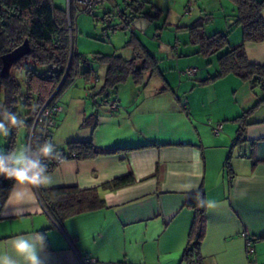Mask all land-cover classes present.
Returning <instances> with one entry per match:
<instances>
[{"label":"crops","instance_id":"1","mask_svg":"<svg viewBox=\"0 0 264 264\" xmlns=\"http://www.w3.org/2000/svg\"><path fill=\"white\" fill-rule=\"evenodd\" d=\"M229 1L233 15H225L222 26L206 33H226V48L204 55L198 45L180 50L179 43L170 46L175 54L172 64L183 68L177 83L172 81L175 74L161 69L162 59L136 32L143 24L138 15L126 28L115 29L130 27L124 44L128 57L116 54L133 58L130 40L138 43L154 57L155 71L146 72L141 84L128 77L102 102L97 92L106 65L90 59L86 66L93 78L85 81L78 76L62 91L57 98L61 110L50 136L55 149L73 141H91L112 152L83 160L67 158L48 170L53 182L33 189L35 202L21 206L23 215H14L6 198L0 210V251L9 250L14 236L37 231L46 237L47 264H80L79 256L94 259V264H264V101L259 102L264 92L232 73L198 84L217 73L222 53L241 44L251 63L264 64V41H243L241 27L233 25L235 3ZM114 3L124 6L122 0H106L100 7L112 8ZM260 15L264 19V11ZM194 21L177 29L185 30ZM114 22L121 25L122 19L115 16ZM77 44L75 49L86 56L98 52ZM166 49L156 52L168 54ZM188 67L197 70L183 74ZM201 112L216 122L212 127L222 124L218 133L200 121ZM242 114L241 128L237 118ZM124 175H132L134 182L116 189L102 187ZM62 186L96 188L102 204L56 223L39 190ZM198 190L216 206L206 205L200 261L190 263L182 256L194 210L185 200Z\"/></svg>","mask_w":264,"mask_h":264},{"label":"trees","instance_id":"2","mask_svg":"<svg viewBox=\"0 0 264 264\" xmlns=\"http://www.w3.org/2000/svg\"><path fill=\"white\" fill-rule=\"evenodd\" d=\"M232 1L236 6L233 25L241 27L243 41H264V19L260 15L264 11V0ZM73 3V0H70L69 9H67L57 6L53 0H0V89L4 91L7 107L13 106L15 96L22 95V88L12 76L11 70L7 75L1 74V56L28 40L29 53L15 62L12 67L21 66L22 63L47 66L46 75H40L30 70L25 73L26 98L24 104L31 105L32 101L35 104V108L28 112V118L24 122L29 132V146L33 148L44 143L41 124H35L39 109L45 103L47 105L57 103V98L62 91L73 84L78 76L83 77L85 81H90L93 78V71L86 66L90 59L106 65L105 79L97 92V95L102 96V102L105 98L116 93L118 87L128 77H131L134 83L141 84L146 72L153 73L155 71L154 57L143 46L131 40L134 57L130 59H125L116 53L93 52L88 55L89 57L79 53L74 46V30L71 33L69 30V23L74 26ZM144 3L145 0H141L134 5L129 4L127 11L120 17L121 25L113 21V23L104 25L102 32L108 28V37L109 31H113L119 26L126 28L137 15L152 18L151 15L142 11ZM112 8L103 7L101 15L109 14ZM95 10L92 15L98 17L99 14ZM210 17V15L200 17L184 27L189 33L190 42L198 45L199 52L204 55L216 53L227 46L226 33L216 32L211 35L204 33L203 26L210 20ZM230 73L244 81H249L253 88L259 86L264 92V64L251 63L246 56L243 44L229 48L222 53L218 57L217 73L198 81V84L211 82ZM261 101H264V96L259 102ZM244 117L245 114H242L237 118L241 128L244 125ZM86 122L84 121V123ZM16 130L17 127L11 132L10 147L6 151L13 150ZM55 151L56 153L63 152L66 159L80 160L112 152V150L94 146L91 141L69 142ZM54 160L55 158L43 159L48 170L52 169L50 164ZM133 182L132 175H124L112 179L102 187L116 189ZM13 183L14 181L0 176V210ZM39 196L56 223H60L67 216L102 204V199L96 188L84 190L75 186L43 188L39 190ZM201 200L206 201L203 190L190 193L185 200V205L194 210L193 224L182 256L190 263L200 261L199 247L206 228V204L202 206Z\"/></svg>","mask_w":264,"mask_h":264},{"label":"rangeland","instance_id":"3","mask_svg":"<svg viewBox=\"0 0 264 264\" xmlns=\"http://www.w3.org/2000/svg\"><path fill=\"white\" fill-rule=\"evenodd\" d=\"M57 6L64 8L68 7V0H53ZM121 3V0H118ZM148 2L143 8V12L154 16L159 13L161 10V15L159 18L151 19L143 15H138L136 18L138 21L143 20L141 26H137L136 32L139 37L144 41V44L148 49L156 54L158 59H162L161 69L167 72H173L176 76V79L172 81L177 83L179 81L180 73L179 71L183 68H178L174 66L173 59L175 58L174 50L170 48L171 45L179 43L178 48H183L186 46H196L189 43L188 38L189 33L185 30L177 29V27H182L187 25L197 19L199 16L204 17L206 14L210 15L212 18L207 21L204 25L205 34H210L213 29H217L223 25L225 15L234 13L233 4L229 0H147ZM70 2V0H69ZM74 25L79 26L78 29L74 30V44L77 47L78 42L80 43V49H87L88 51H98L102 53H120L124 57H128L125 54L126 47L124 46L125 41L129 38L130 30L128 27L127 30L117 29L109 31L108 37L102 36V29H104V24L97 17L93 16L90 13L83 11V6L74 2ZM110 4V3H109ZM111 5V4H110ZM190 5L189 11L186 12L185 9ZM103 7H98L95 12L101 13ZM78 11H81L77 13ZM101 14H99L100 16ZM115 21V19H114ZM139 24V23H138ZM74 26V27H75ZM76 28V27H75ZM134 29V28H133ZM156 35L158 37H156ZM79 47V46H78ZM160 47L169 48L166 49L168 54H159L158 49ZM177 50V52L179 51ZM172 52V53H170ZM178 57V56H177ZM27 70L35 71L40 75L47 74V66L34 65V64H24L21 66L17 65L12 67L11 74L18 84L22 88V95L14 97L15 103L11 108L7 107L5 103V96L3 89H0V105L4 109L15 113L21 120L25 122L28 118V112L35 108L34 101L31 102V105L24 104L25 101V73ZM186 77H182V80H185ZM187 79V78H186ZM192 80L194 78H191ZM190 80V79H187ZM199 119L201 122L206 123L209 126V129L212 130L211 123L214 122L209 120V117L206 116L203 112L200 113ZM212 127V128H211ZM14 128L11 129L10 135L4 137L0 135V150L6 151L10 147V138L11 132ZM211 133H213L211 131ZM15 144L12 146L13 150H19L25 145H29V132L25 125L17 127L15 133ZM211 140L212 137H211ZM237 153V152H236ZM235 153V154H236Z\"/></svg>","mask_w":264,"mask_h":264},{"label":"clouds","instance_id":"4","mask_svg":"<svg viewBox=\"0 0 264 264\" xmlns=\"http://www.w3.org/2000/svg\"><path fill=\"white\" fill-rule=\"evenodd\" d=\"M24 121L15 113L0 105V135L7 137L12 128L22 126ZM58 153L51 141L33 148L29 145L19 150H0V176L14 181L7 197V207L14 209V215H23L25 204L35 202L33 189L50 185L52 176L44 158H56ZM200 204L215 207V202L201 200ZM46 237L39 232L14 236L9 250L0 251V264H47Z\"/></svg>","mask_w":264,"mask_h":264},{"label":"built area","instance_id":"5","mask_svg":"<svg viewBox=\"0 0 264 264\" xmlns=\"http://www.w3.org/2000/svg\"><path fill=\"white\" fill-rule=\"evenodd\" d=\"M106 0H73V2H78L83 6V11L92 14L94 10L97 7H100L104 5ZM141 0H122L124 3V6H120L117 3H114L112 6V11L109 12V14L106 15H100L97 18L102 21L104 25H108L110 23H113L115 16H123L125 11L128 9V5H134L137 2H140ZM190 8V5L186 7L185 11L188 12ZM69 9V0H68V7ZM81 11L77 10V13ZM69 30L70 33L74 30V26L69 23ZM107 32L108 28L103 30L102 36L107 37ZM197 68L196 67H188L185 70H183V74L187 75H192L196 72ZM113 108H116L117 105L112 104ZM61 110V106L57 103L47 105V103L43 104L41 108L39 109L36 119H35V124L40 123L42 127V134H43V142L50 141V135H51V130L54 128L56 124L55 120V115L57 112ZM222 124L218 123L214 127V133H218L221 130ZM58 157L55 158L53 163L50 164V167L53 168L57 165H59L61 162H63L66 159V156L64 155L63 152L58 153ZM246 250L247 252L252 251L251 247V242L248 240L247 245H246ZM79 262L80 264H94V259L87 257V256H79Z\"/></svg>","mask_w":264,"mask_h":264},{"label":"water","instance_id":"6","mask_svg":"<svg viewBox=\"0 0 264 264\" xmlns=\"http://www.w3.org/2000/svg\"><path fill=\"white\" fill-rule=\"evenodd\" d=\"M29 51H30L29 42L28 40H25L19 46L3 54L1 56V61H2L1 74L7 75L10 72L13 64L18 60H20L23 56L28 54Z\"/></svg>","mask_w":264,"mask_h":264}]
</instances>
